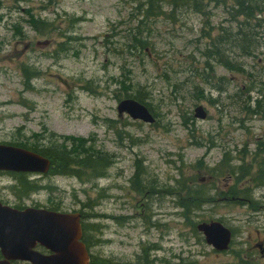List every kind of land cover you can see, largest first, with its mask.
Returning a JSON list of instances; mask_svg holds the SVG:
<instances>
[{
  "label": "rangeland",
  "instance_id": "obj_1",
  "mask_svg": "<svg viewBox=\"0 0 264 264\" xmlns=\"http://www.w3.org/2000/svg\"><path fill=\"white\" fill-rule=\"evenodd\" d=\"M146 1L0 0V144L42 150L82 139L112 158L97 180L28 176L41 190L22 199L0 174V201L88 214L91 254L117 264H264V29L249 57L221 43L239 63L228 71L205 54L204 35L219 43L221 28L237 30L224 4L199 0L201 13L172 16L163 0L164 17L147 21L139 48L136 10ZM126 95L150 105L156 123L119 116ZM212 221L232 231L229 251L197 230Z\"/></svg>",
  "mask_w": 264,
  "mask_h": 264
},
{
  "label": "water",
  "instance_id": "obj_2",
  "mask_svg": "<svg viewBox=\"0 0 264 264\" xmlns=\"http://www.w3.org/2000/svg\"><path fill=\"white\" fill-rule=\"evenodd\" d=\"M120 115L129 114L134 120L155 122L148 109L134 100L118 106ZM195 117L205 119L202 107ZM48 159L22 148L0 145V172L46 174ZM82 216L79 213H58L44 209L17 210L0 202V264L14 262L29 264H90V255L81 242ZM206 243L218 252H225L232 242V232L220 222L198 226ZM40 246L49 254H42Z\"/></svg>",
  "mask_w": 264,
  "mask_h": 264
},
{
  "label": "trees",
  "instance_id": "obj_3",
  "mask_svg": "<svg viewBox=\"0 0 264 264\" xmlns=\"http://www.w3.org/2000/svg\"><path fill=\"white\" fill-rule=\"evenodd\" d=\"M199 0H172L170 2V12L172 16H174L180 8L183 9H196L200 13L201 9L198 8ZM229 1L233 5H229ZM163 0H147L144 3H139L140 6L137 7V13L142 16L141 20H138V26L136 27V37L134 39V46H138L139 48L146 47V42L142 41V33L144 25L153 20H158L164 17L163 13V5H161ZM215 2H219L224 4L225 10L229 15V23H237V30L229 32V29H232L230 26L227 28H221V32L219 33L222 37V40L218 43L223 44H231L233 46V50L239 51L241 56H252L256 50L261 48L262 41V29H264V20L261 17L262 13H264V0H216ZM30 24L33 28H36V24L34 23V17H31ZM210 29V28H209ZM206 39H208L211 44L214 43V39H212V34L204 35ZM210 57L216 60H223V54L221 52L220 47L216 50L212 51ZM226 67L231 68V64L226 62H222ZM239 63L235 61V66H238ZM237 68H235L236 70ZM29 71V70H28ZM260 89L261 99H256L257 106L260 104H264V82L258 84ZM253 87V86H252ZM250 88V90L252 89ZM127 98H132L130 95H126ZM136 101L144 104L148 107V109L153 113L150 105L146 104V102L139 97L134 98ZM264 108V106H263ZM249 110V109H248ZM250 111V110H249ZM257 112H255L256 114ZM60 141V140H58ZM65 143L63 145H59L57 142L48 146L47 148L40 149L37 144L28 145V143H13L11 146L19 147L26 149L28 151L40 154L51 162L50 175L58 174H68L74 175L77 178H81L85 174L88 177V181L97 180L101 177H104L106 171L112 165V158L109 155L103 156L100 153L90 151L88 148V143L85 140H63ZM70 147V148H67ZM13 176L16 181V186L14 187L15 193L18 195L19 199L28 198L32 194L39 192L41 189L37 186V184L29 181L28 176L24 174H9ZM262 180H264V171H262ZM184 187V186H183ZM191 193V190H189ZM192 194V193H191ZM201 202L198 206L194 207L199 209L202 206ZM17 209H22L16 207ZM191 207L188 206L190 210ZM54 211H58L55 209ZM82 228H83V242L87 246L89 250H91L95 243L92 240L91 232L93 231L94 226L87 223L90 216L88 214H84L82 212ZM1 259V255H0ZM90 264H117L113 261L103 260L97 258L91 254V263ZM141 264H154V261H146ZM168 264V263H167Z\"/></svg>",
  "mask_w": 264,
  "mask_h": 264
},
{
  "label": "bare ground",
  "instance_id": "obj_4",
  "mask_svg": "<svg viewBox=\"0 0 264 264\" xmlns=\"http://www.w3.org/2000/svg\"><path fill=\"white\" fill-rule=\"evenodd\" d=\"M228 17H229V15H228ZM210 60V59H209ZM137 97H139V96H137ZM136 97V98H137ZM135 97L134 96H132V98H129L130 100H135L134 99ZM149 261V258L148 257H139V259H138V263H137V260L135 261V264L137 263V264H141L142 262L143 263H145L146 261Z\"/></svg>",
  "mask_w": 264,
  "mask_h": 264
}]
</instances>
